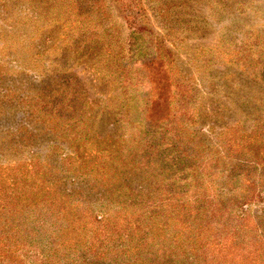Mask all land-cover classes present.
<instances>
[{
  "label": "trees",
  "instance_id": "trees-1",
  "mask_svg": "<svg viewBox=\"0 0 264 264\" xmlns=\"http://www.w3.org/2000/svg\"><path fill=\"white\" fill-rule=\"evenodd\" d=\"M111 1L136 36L151 32L146 2L164 17L192 12L191 0L4 1L0 264H264L263 119L208 143L164 43L149 56L134 46L135 76L119 61L103 24ZM65 29L81 35L68 45ZM70 45L75 61H118L122 92L141 103L138 130L70 78Z\"/></svg>",
  "mask_w": 264,
  "mask_h": 264
},
{
  "label": "rangeland",
  "instance_id": "rangeland-1",
  "mask_svg": "<svg viewBox=\"0 0 264 264\" xmlns=\"http://www.w3.org/2000/svg\"><path fill=\"white\" fill-rule=\"evenodd\" d=\"M4 1L0 0V37L5 33L3 27L8 30L9 25L7 20H3ZM110 3L113 17L103 24L108 32L113 33L110 42L120 52L117 56L119 61L127 64L128 69L134 62L132 76H135L139 65L135 62L138 55L132 51L134 46L146 48V56H149L155 45L164 43L169 50L168 60L164 63L172 67L171 76L173 81H178L181 92L190 95L187 99L194 106L200 119L198 127L208 138V143L218 145L220 138L217 132L228 127H237L239 133L240 129L252 128L258 118L264 122V0H191L188 7L192 12L189 14L187 10H181L184 15L173 13L165 17L155 14L152 4L146 2L145 22L154 38L150 31L140 32L137 36L132 34L121 7L115 1ZM15 9V15H23L19 7ZM67 30L65 41L67 39L69 45L81 34L71 31L68 35ZM74 48L70 45V78L74 82L77 78L76 82L83 86L89 99L100 98L104 104L116 106L115 111L118 108H122V112L127 111L131 124L126 126V130H138L135 123L138 122L137 117L142 116L141 103L122 92L117 81L120 71L116 68L122 69L118 61L114 67L106 56L104 60L96 57L100 60L97 62L95 59V63L84 57L75 61L72 59ZM28 77L34 79V84L40 83L38 77L26 74L25 85ZM145 89L140 93L148 92L147 85ZM124 101H129V105L123 106ZM21 114L22 111L18 117ZM124 128L120 127L121 131ZM235 158L230 156L226 160L235 161ZM261 206L253 204L250 211L261 213Z\"/></svg>",
  "mask_w": 264,
  "mask_h": 264
}]
</instances>
